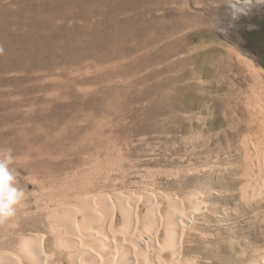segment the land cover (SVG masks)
Returning <instances> with one entry per match:
<instances>
[{"label":"rangeland","instance_id":"374dc122","mask_svg":"<svg viewBox=\"0 0 264 264\" xmlns=\"http://www.w3.org/2000/svg\"><path fill=\"white\" fill-rule=\"evenodd\" d=\"M241 3L0 0V152L12 151L26 193L0 234L48 226L54 202L85 192L146 203L144 191H200L189 255L218 262L263 245L241 141L264 137L248 128L253 109L264 119V74L248 67L264 71V0L246 15Z\"/></svg>","mask_w":264,"mask_h":264},{"label":"bare ground","instance_id":"6f19581e","mask_svg":"<svg viewBox=\"0 0 264 264\" xmlns=\"http://www.w3.org/2000/svg\"><path fill=\"white\" fill-rule=\"evenodd\" d=\"M248 67L257 78L264 74L251 61ZM255 110L250 114L256 124L249 122L248 128L259 127L264 131L262 112ZM249 132L243 135L241 142L249 165L247 175L254 179L248 180L243 193L260 201L264 209V137ZM154 193L156 197L151 198L144 191L149 198L146 203H141L132 191L123 190L115 191L113 196L104 191L85 192L76 206L57 200L48 208V226H12V230L0 234V264H264V228L260 236L263 245L259 243L261 246L251 248L250 252L235 251L236 248L227 254L223 250L224 255L218 262L209 256L189 255L190 247L200 234L199 226H193L196 220L192 215L198 212L197 206L205 205L204 194L200 191H190L184 196L163 191ZM158 195L167 201L166 210L162 209ZM131 198L138 203L132 204ZM186 201L192 205L186 207ZM117 209L123 222L113 226ZM24 251L33 253V259L26 260L22 255ZM234 254L239 256L231 258Z\"/></svg>","mask_w":264,"mask_h":264},{"label":"clouds","instance_id":"9594fccd","mask_svg":"<svg viewBox=\"0 0 264 264\" xmlns=\"http://www.w3.org/2000/svg\"><path fill=\"white\" fill-rule=\"evenodd\" d=\"M254 4V0H242L239 15L248 14ZM15 157L10 149L0 152V225L13 220L21 203L26 197L23 188L19 187L17 177L11 168ZM28 195V194H27ZM26 260L33 259V253L22 252Z\"/></svg>","mask_w":264,"mask_h":264}]
</instances>
